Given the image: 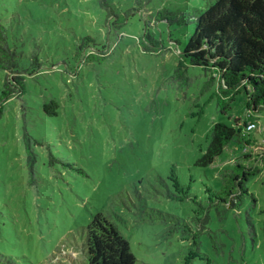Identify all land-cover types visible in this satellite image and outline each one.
<instances>
[{
  "label": "rangeland",
  "instance_id": "1",
  "mask_svg": "<svg viewBox=\"0 0 264 264\" xmlns=\"http://www.w3.org/2000/svg\"><path fill=\"white\" fill-rule=\"evenodd\" d=\"M213 1L0 0L19 66L40 64L0 117V264H88L86 227L99 211L136 264H264V107L250 111L244 89L223 94L183 54L187 15ZM146 34L164 50L145 51ZM87 36L95 55L83 62ZM6 78L0 68V94ZM52 99L57 115L43 106ZM215 123L240 127L241 142L199 166ZM25 130L37 140L33 176ZM251 171L241 192L232 176Z\"/></svg>",
  "mask_w": 264,
  "mask_h": 264
},
{
  "label": "trees",
  "instance_id": "2",
  "mask_svg": "<svg viewBox=\"0 0 264 264\" xmlns=\"http://www.w3.org/2000/svg\"><path fill=\"white\" fill-rule=\"evenodd\" d=\"M104 8H111L108 0H99ZM161 12V11H160ZM162 13V12H161ZM175 19L174 12H170ZM194 22V28L184 46L183 54L189 63L201 66L213 72L215 78L222 80L223 94H235L244 89L248 96V109L257 111L264 107V0H214L201 12L188 14ZM171 21V19H169ZM150 45L144 44L145 51L161 52L160 41L151 34H146ZM85 40L94 41L87 36L80 44L81 51ZM156 48H159L157 50ZM80 51V52H81ZM79 57L85 62L95 55V50H83ZM36 56L30 68H21L16 60V52L11 49L6 28L0 24V68L7 71L4 88L0 94V117L4 103L21 96L26 91V76H34L39 67ZM214 78V77H213ZM46 111L57 115L60 104L52 99L43 104ZM247 126V125H246ZM240 127L224 123H215L210 129L209 144L205 152L196 160L199 166H208L223 152L233 139L241 142ZM241 138V139H240ZM24 151L27 168L34 175L38 154L34 149L37 142L30 133H24ZM248 157V155H247ZM251 172L235 174L236 187L246 191L245 180ZM232 195V191H227ZM238 194L232 195L237 198ZM235 199V198H234ZM161 218H166L158 211ZM174 222V227L182 226L183 231H191L187 222L176 215L167 214ZM187 228V229H186ZM198 237L197 233L193 234ZM84 255L88 264H136L129 240L119 230L113 220L102 211L92 215L86 227Z\"/></svg>",
  "mask_w": 264,
  "mask_h": 264
},
{
  "label": "built area",
  "instance_id": "3",
  "mask_svg": "<svg viewBox=\"0 0 264 264\" xmlns=\"http://www.w3.org/2000/svg\"><path fill=\"white\" fill-rule=\"evenodd\" d=\"M255 126H256V124L253 123V122H250V123L247 125V127H248L249 129H252V128H254Z\"/></svg>",
  "mask_w": 264,
  "mask_h": 264
}]
</instances>
